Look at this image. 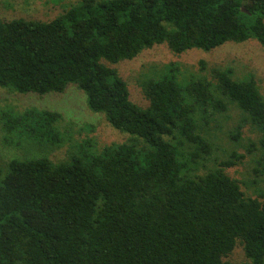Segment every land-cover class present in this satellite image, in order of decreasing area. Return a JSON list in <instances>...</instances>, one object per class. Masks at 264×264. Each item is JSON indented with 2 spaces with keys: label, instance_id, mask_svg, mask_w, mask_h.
<instances>
[{
  "label": "trees",
  "instance_id": "trees-1",
  "mask_svg": "<svg viewBox=\"0 0 264 264\" xmlns=\"http://www.w3.org/2000/svg\"><path fill=\"white\" fill-rule=\"evenodd\" d=\"M251 38L264 46V0H79L51 20L0 18V86L46 94L75 84L130 134L65 161L13 157L0 167V264H234L225 257L238 243L250 260L242 264H264V199L224 170L233 160L193 175L198 160L182 150L185 138L196 156L210 155L197 117L226 111L225 97L264 148L255 78L229 67L213 68L215 81L187 78L170 63L143 81L141 107L112 66L156 44L181 53ZM60 118L28 109L12 123L59 143Z\"/></svg>",
  "mask_w": 264,
  "mask_h": 264
},
{
  "label": "rangeland",
  "instance_id": "rangeland-1",
  "mask_svg": "<svg viewBox=\"0 0 264 264\" xmlns=\"http://www.w3.org/2000/svg\"><path fill=\"white\" fill-rule=\"evenodd\" d=\"M79 0H0V18L51 20L64 13ZM174 63L187 78L205 76L213 79V68H231L235 78L254 77L264 96V46L254 38L243 42L228 41L211 50L192 48L181 53L170 49L166 43L142 50L132 59L112 64L128 84L130 99L141 107L149 105L143 91V81L155 75L164 66ZM226 111L214 112L206 121L197 117L199 131L211 144L207 158L195 155V149L185 138L182 150L188 157L198 160L190 172L203 174L219 167L222 160L235 163L224 170L238 179L248 196L264 199V148L261 133L245 121L242 109L228 98ZM28 109L50 110L61 114L57 129L61 141H39L14 127L15 116ZM240 126L239 132L237 127ZM130 134L114 128L104 113L92 111L85 93L75 84L63 92L37 94L18 92L0 86V167L6 170L13 157L25 158L47 155L55 162L68 160L83 147L92 149L127 141ZM46 140V139H44ZM192 153V155L190 154ZM234 264L250 261L241 244L225 257Z\"/></svg>",
  "mask_w": 264,
  "mask_h": 264
}]
</instances>
